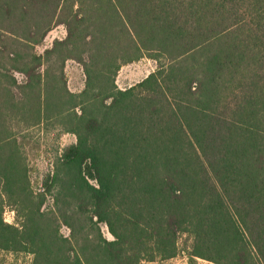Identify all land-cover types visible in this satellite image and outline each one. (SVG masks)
Masks as SVG:
<instances>
[{
  "label": "trees",
  "instance_id": "obj_1",
  "mask_svg": "<svg viewBox=\"0 0 264 264\" xmlns=\"http://www.w3.org/2000/svg\"><path fill=\"white\" fill-rule=\"evenodd\" d=\"M53 17L66 35L37 53ZM144 54L156 69L116 89L119 67ZM69 58L89 115L36 192L17 128L70 94ZM44 59L60 64L43 75ZM183 233L191 264H264V0H0V256L139 264L175 256Z\"/></svg>",
  "mask_w": 264,
  "mask_h": 264
},
{
  "label": "rangeland",
  "instance_id": "obj_2",
  "mask_svg": "<svg viewBox=\"0 0 264 264\" xmlns=\"http://www.w3.org/2000/svg\"><path fill=\"white\" fill-rule=\"evenodd\" d=\"M69 16L68 14L64 17ZM56 19L52 18L50 22V28L46 32L40 44L34 46V50L37 53H42L44 49L50 48L54 39H63L66 35L65 27L63 24H57L54 22ZM59 20V19H57ZM56 20V21H57ZM100 18H96V24H99ZM54 23V24H53ZM17 44L16 48L19 52L25 51V45ZM27 48V47H26ZM27 50H30L27 48ZM56 56V55H55ZM54 56V58H55ZM28 59H19L18 66H25V62ZM46 61V62H45ZM49 60L44 59L42 65V74H45V70L57 68L58 65H48ZM157 62L155 59L150 58L147 54L142 55L137 60L122 64L114 75V82L116 89H125L143 79L149 72L155 70ZM66 85L68 92L66 94L61 88L57 94L59 101L56 107L50 112H47L44 116L34 123H30V126L26 124L25 119L17 128L19 133V141L21 142L23 153L26 156L28 174L31 179L32 189L36 192L41 190L40 183L35 185L36 180H40L42 175L48 170L53 169V165L57 160L61 148L76 140V135L82 132V126L85 119L89 115V106L85 96L79 95L85 85V75L81 64L77 63L73 59H66L63 67ZM55 73V70L53 71ZM47 73V72H46ZM50 73V72H49ZM57 73V72H56ZM43 74V75H44ZM19 83L25 81V76L18 72H13ZM113 89V88H112ZM82 98V99H81ZM38 118V117H37ZM21 119V118H20ZM33 124V125H31ZM27 125V126H26ZM81 202L80 199L74 200L69 208V214H73L74 222L69 218V222L77 229L79 224L84 223V217L78 214L77 205ZM52 205V197L50 194L46 195V200L43 208H49ZM3 218L6 222H15L20 224V219H17L14 206L12 204H5L3 209ZM100 231L106 238H111L108 233L105 224H99ZM60 231L68 235L70 229L67 225L61 224ZM179 249L177 254L170 258L156 259L152 261L143 260L139 264H191L189 261V255L187 251L190 250L191 238L187 233L180 234L178 239ZM32 256L19 252L17 254L4 253L0 256V264H28ZM194 264H217L212 261L195 258Z\"/></svg>",
  "mask_w": 264,
  "mask_h": 264
}]
</instances>
